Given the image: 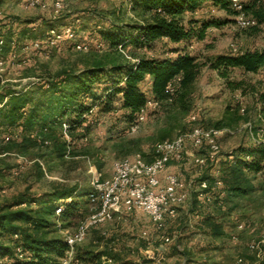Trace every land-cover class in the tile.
Returning <instances> with one entry per match:
<instances>
[{
  "label": "rangeland",
  "instance_id": "374dc122",
  "mask_svg": "<svg viewBox=\"0 0 264 264\" xmlns=\"http://www.w3.org/2000/svg\"><path fill=\"white\" fill-rule=\"evenodd\" d=\"M241 1L244 16L254 21L253 26L245 30L238 29L235 26V14L229 9L223 10L212 1L201 0L193 15L187 14L182 21L185 24L187 21L197 20L199 23L193 25L196 29H199L201 23H206L209 27L205 30L201 41L192 40L186 45L181 43V46L186 50L192 45L189 53L198 56L199 62L205 64L219 55L232 54L233 49L239 53L255 51V49L264 50V23H257L254 17L255 11L264 14V0L258 2L259 5L256 6L255 1L251 5L253 0ZM62 2L63 9L56 15L53 23L75 26L81 24L77 30L78 41L88 43L91 48L93 43L100 42L103 47L98 50L91 49L89 53L72 51L68 44H61L48 53L43 50H25L24 46H28L30 42H41L45 39V34L52 25L50 24L52 10L49 8L44 12L39 8L25 9L20 0H0V30L4 44L6 43V48L0 52V58L8 60L9 56L15 55L14 61L7 65L3 73L4 81L0 82V87L14 92H29L35 83V87L44 86L50 77L62 72L78 73L100 64L104 65V69H117L130 64L119 49L109 48L102 43L103 41L93 31L97 24L95 25V21L87 22L86 19L99 13L123 23H138L144 18L143 15L132 12L126 6V0H62ZM82 19L84 22L81 21ZM20 21L22 24L26 21L31 22L19 26ZM16 39L18 41L13 46L12 43ZM169 48L175 47L163 45L162 48L155 46L154 49L158 50V54H164ZM124 53L133 58L147 56L144 51L133 47L124 48ZM112 76L111 80L121 79L122 75L114 73ZM220 82L222 81L218 80L216 73H212L208 66L201 67L196 86L188 95L176 97L172 103L151 112L134 133L129 132L132 123L129 124L127 113L119 110L117 102L113 104L114 109L110 112L99 111L92 100L98 98L103 90L95 89V85L91 98L81 97L77 103L82 111L81 125L70 129L67 126L66 131L60 126L47 130L44 134L32 133V140L35 141L32 147L28 146L29 143L22 142L24 137L19 128L4 131L0 134V222L4 223L5 228L0 229V247L11 253L13 247L17 245L14 240L17 237L13 236L14 233H17L19 238L29 235L43 240L62 239L60 231L71 232L76 224L64 227L59 217L43 214L52 194L77 189L75 196L82 197L78 199L79 209L86 210L89 183L95 173L100 174L102 179H107L112 173L114 164L119 160L135 154L150 155L155 143L173 139L179 133L187 132L190 126L189 117L192 115L199 116V124L205 128L224 130V133L218 137L220 153L237 144L249 143L251 138L264 139V105H262L264 80L255 76V73H242L234 69L228 72V77L222 83L223 87ZM233 83H239V89L231 91L229 87ZM241 109L244 113H240ZM221 122L226 126H220ZM257 131L260 132L258 136H256ZM183 154V161L185 158L184 163H187V158H191L188 154H205V151H193L186 147ZM195 168L198 167L195 165ZM184 178L185 181L188 180L187 177ZM257 186L260 190H264V181L255 177V187ZM263 194L259 193L260 196ZM19 202L24 203L19 204ZM35 211H41L42 214L37 215ZM17 212L27 213L28 217L9 221L8 217ZM134 216L145 220L143 214L138 213ZM39 218H44L45 223L36 228L33 222ZM144 220L140 222L143 223ZM173 220H170L165 235L167 233L172 236L171 233L180 230V227H170ZM147 227L145 229L147 233L141 232L135 225L128 226L125 223L116 225L111 222L91 228L85 240L75 247L72 258L68 259L65 252L59 263L62 264L66 260L67 264L154 262L162 264L171 259L172 264H179L181 260L187 264L190 258L194 257L180 252H172L170 256L168 255L172 258L164 253L156 257L158 253L152 250V241L157 234L162 235V233H157L151 223H148ZM253 241L255 244L263 241L259 249L264 250V198L258 200L255 205ZM158 242L155 247L158 246ZM247 248L249 250L248 246ZM151 251L155 254L152 255ZM81 257L89 260L83 261ZM238 257L247 258L255 264L264 261L263 258L258 262L256 252ZM207 258L208 256L204 255L200 256L199 260L208 261ZM232 260L233 258L230 262ZM11 262V259L0 258V264H11Z\"/></svg>",
  "mask_w": 264,
  "mask_h": 264
},
{
  "label": "trees",
  "instance_id": "16d2710c",
  "mask_svg": "<svg viewBox=\"0 0 264 264\" xmlns=\"http://www.w3.org/2000/svg\"><path fill=\"white\" fill-rule=\"evenodd\" d=\"M200 1L126 0V6L132 12L140 13L144 16L140 22H118L99 13L86 19V21H95L97 27L93 31L103 41L102 43L108 45L109 48L119 49L121 47L122 51L127 47L151 50L161 40H166L173 44L184 43L186 45L192 40L201 41L205 30L209 27L206 23H201L199 29H196L193 25L199 23L197 20L187 21L185 24L182 21L187 14L193 15ZM209 1H212L223 10L229 9L234 13L230 8V0ZM254 1L256 6L263 0H253L251 5L254 4ZM254 17L257 23H264V14L262 12L255 11ZM78 20L80 21V18ZM81 21L84 22L83 19ZM30 22L26 21V23L22 24L20 21L19 26ZM50 24L52 25L48 29H57L64 26L59 23L54 24L53 21ZM48 31L45 34V38H47ZM17 41L18 39L13 41V46ZM62 44L70 45L69 47L72 50L69 42H63ZM183 47L181 49L169 48L168 52L175 54L172 58L145 57L142 55L133 58L126 54V56L131 58V61L120 52L130 61L128 66L117 69L111 68V70L104 69V65L100 64L78 73L62 72L57 76L50 77L47 83H44V86L35 87L36 83H33L34 85L32 84L33 87L30 88L29 92H14L5 87H0V134L6 130L11 131L19 128L24 137L22 142L25 141L29 143V145L27 144L28 146L32 147L35 142L32 140V133L37 134L39 132L44 134L47 130L60 127L65 123L68 129L81 125L80 116L82 111L77 103L81 97L91 98L90 96L95 91L93 85H95V89L100 88L103 90L98 98L94 99L92 97L94 99L92 101L96 103L99 111L108 113L114 109L113 104L117 102L119 110L127 113V120L130 124L134 122L137 113L145 105L148 97L158 101L161 109L163 106L172 103L176 97L188 95L193 88L201 67L208 66L209 69L216 71L224 80L228 77V72L234 69L241 70L244 73H256L261 69L264 73V50L245 51L230 55L223 54L205 64L203 62L199 63L197 56L181 52L184 50ZM5 48L6 43H3L0 46V52L2 49L4 51ZM91 49L95 48L92 47ZM114 73H120L122 75L121 79L114 78L111 80ZM175 80H178L175 85V91L169 96L165 93V89ZM143 85H148V90H144ZM239 87V83H233L229 88L234 91L239 89ZM72 117L74 118L72 119ZM228 156L230 161L226 160L223 163L224 170L227 171V177L225 176V179L221 178L225 180L224 183L227 184L228 192L234 195L251 192V187L243 179L242 170L246 169L256 175L264 169V144L259 143L247 147L240 146L232 150ZM203 180L208 182L207 178L204 177L198 181ZM76 194L77 189L63 190L52 194L49 202H47L48 205L44 208L43 214L56 216L55 210L58 207H62L60 215L56 216L59 217V221L64 227L75 224L77 226L87 216L88 206L86 210L83 211V208L80 210L78 199L82 197H76ZM23 203L19 202V204ZM35 213L37 215L42 214L41 211H35ZM24 217H28L27 213L20 214L17 212L11 214L8 220L14 221L20 218L24 219ZM36 221L33 222L36 228L45 223L44 218H39ZM3 228H5L4 223L0 222V229ZM13 236L17 237L14 239L17 245L15 248L13 247L11 253L9 250H3L0 247V258L11 259V264H60L59 259L63 257L68 249L63 238L43 240L29 235L19 238L17 233H14ZM100 256H103V254H100ZM81 258L83 261L89 260L86 257ZM261 264H264V261Z\"/></svg>",
  "mask_w": 264,
  "mask_h": 264
},
{
  "label": "built area",
  "instance_id": "2783aa9c",
  "mask_svg": "<svg viewBox=\"0 0 264 264\" xmlns=\"http://www.w3.org/2000/svg\"><path fill=\"white\" fill-rule=\"evenodd\" d=\"M20 2L25 9L39 8L41 11L47 12L50 8L52 10L51 21L55 20L56 15L63 9L62 0H20ZM230 8L235 13L236 28L245 30L254 25L252 19L244 16L241 0H230ZM78 21L76 22L78 23ZM17 27L19 28V26ZM77 30L78 25L75 26L74 24L50 29L47 38L41 42L32 41L28 46H24V49L43 50L48 53L63 42H69L72 50L88 53L91 46L88 43L78 41ZM3 43V35L0 30V46ZM102 47L100 43L93 45L96 50ZM119 49L127 59L131 60L121 50V47ZM237 53H239L237 50H232V54ZM14 58L15 55L13 54L8 57V60L0 58L1 83L4 81L3 73L7 65L13 62ZM177 81L175 80L166 87L165 93L167 95L171 96L174 93ZM159 109L160 103L152 97H148L145 105L137 113L129 132H136L150 112ZM240 113H244V110L241 109ZM189 119L190 126L187 132H181L173 139L163 140L153 145L150 162L145 161L142 155L135 154L116 162L107 179H102L101 175L96 173L92 176L89 183L90 192L87 196V216L77 224L73 231H60L68 248L65 254L68 259L72 258L75 247L85 240L91 228L107 224L115 219L120 220L122 216H133L138 213L146 216L153 224L154 229L162 233L161 241L164 246L171 243V238L164 232L171 222L170 220L176 218L177 209L186 203L193 184L185 181L180 175L168 171L169 165L172 161L183 160L186 147L193 151H205V154L193 156V163L199 169H203L208 164L216 163L220 155L218 137L224 133V130L203 127L199 124V116L192 115ZM62 128L66 131L67 125L62 124ZM253 143L264 144V139H253ZM216 187L217 185L210 187L205 180L198 182L197 193L203 204H210L216 199V194H214ZM61 210L62 207H58L55 210V215L59 216ZM260 242L263 243V241ZM260 244H255L253 241L248 246L250 251L256 252L258 262L264 258V250L259 249ZM62 264H67L66 260ZM233 264H255V262L244 257H237Z\"/></svg>",
  "mask_w": 264,
  "mask_h": 264
},
{
  "label": "crops",
  "instance_id": "0c3cea01",
  "mask_svg": "<svg viewBox=\"0 0 264 264\" xmlns=\"http://www.w3.org/2000/svg\"><path fill=\"white\" fill-rule=\"evenodd\" d=\"M107 18L116 21V19H113L111 16H107ZM163 45H165V47L173 46L175 48H182V44H173L167 42L166 40H161L157 43V47L160 46L162 48ZM192 47V45H189L186 50L184 49L183 51H180L190 55H195L193 53H189ZM157 49L142 51H144L147 55L145 57L172 58L175 56L174 53H169L168 51H166L164 54H158L157 51L159 49ZM211 71L212 73H216V77L219 81H222L220 82V85L223 87L224 84L222 83L224 79H222L216 71ZM199 76L200 72L194 82L193 89L196 86ZM255 76L259 77L261 80H264L263 70H258L255 73ZM143 89L148 90V85H143ZM262 105H264V103ZM258 109L261 110L260 108ZM219 125L226 126V124H223V122H221ZM259 133L260 132L257 131L256 136H258ZM249 140V143L237 144L232 146L229 150H223L222 153H220L216 163L208 164V166L204 167L203 169L195 168V165L192 163V157L194 154H188L191 156V158H187V163H184L186 160L185 158L184 161H172L170 163L168 171L180 175L183 179H185L184 177H187V182H192L193 186L189 191V196L186 203L177 209V216L170 226L171 228L180 227V230L171 233L172 236L166 233V235L171 238V243L168 246H164L163 242L161 241L160 233L154 237V241H152L153 247L151 248L153 251H157L158 254L156 257L162 253H164L166 256H170L172 252H180V254L187 253L188 255L194 256L190 258L187 264H233L234 260L239 255L246 256L247 254H251L252 251L248 250L247 246H249V244L253 242V239H255V205L258 200L264 198V190H260L257 186L255 191V177L257 180L264 181V169L258 172L256 175L255 173L249 172L246 169L242 170L243 179L246 180L247 185L251 187V192L247 194H231L228 192L227 184L224 183L225 180L221 179H225V176L227 177V171L224 170L223 163L226 160L228 162L230 161L228 154L240 146L247 147L256 145L253 143L252 138ZM142 157L147 162L151 161V154H146ZM203 177L207 178L210 187L217 185L214 192V194H216V199L210 204H203V202L198 197V180ZM261 192L263 194L262 196L259 195ZM144 218L145 220L134 215L122 216L120 220L115 219L112 222L116 225H120L121 223L128 224V226L135 225L140 228L141 232H146L145 229L148 228L147 224L151 222L146 216H144ZM141 220H144L143 223L140 222ZM186 222L188 223L185 224ZM239 226H241V228H238ZM157 242L159 244L157 247H155ZM153 251H151L152 255L155 254ZM204 255L208 256V261L205 259L201 262L199 257ZM231 258H233V260L230 262ZM181 261L179 264H184V260ZM151 264H155V262ZM162 264H172L171 259H169L167 262L164 261Z\"/></svg>",
  "mask_w": 264,
  "mask_h": 264
}]
</instances>
